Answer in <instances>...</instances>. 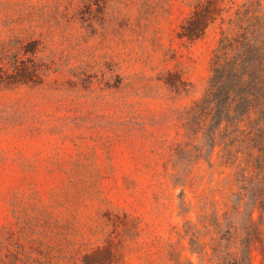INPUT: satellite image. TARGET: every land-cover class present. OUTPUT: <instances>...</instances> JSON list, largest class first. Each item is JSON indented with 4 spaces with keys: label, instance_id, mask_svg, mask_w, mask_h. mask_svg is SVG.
Returning a JSON list of instances; mask_svg holds the SVG:
<instances>
[{
    "label": "rangeland",
    "instance_id": "1",
    "mask_svg": "<svg viewBox=\"0 0 264 264\" xmlns=\"http://www.w3.org/2000/svg\"><path fill=\"white\" fill-rule=\"evenodd\" d=\"M196 4L0 0V263L84 264L108 243L111 264L208 262L184 228L223 207L229 170L186 133L218 38L179 36Z\"/></svg>",
    "mask_w": 264,
    "mask_h": 264
},
{
    "label": "trees",
    "instance_id": "2",
    "mask_svg": "<svg viewBox=\"0 0 264 264\" xmlns=\"http://www.w3.org/2000/svg\"><path fill=\"white\" fill-rule=\"evenodd\" d=\"M213 25L210 74L185 125L196 156L229 170L227 190L223 207L211 202L198 222L186 221L183 235L193 252L207 256L201 264H253L264 224V0H197L178 34L194 42ZM109 246L87 253L84 264L116 262ZM0 264L21 263L14 256Z\"/></svg>",
    "mask_w": 264,
    "mask_h": 264
}]
</instances>
